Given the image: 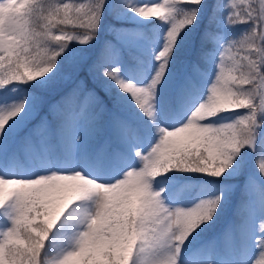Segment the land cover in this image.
I'll use <instances>...</instances> for the list:
<instances>
[{
    "label": "snow or ice",
    "instance_id": "snow-or-ice-1",
    "mask_svg": "<svg viewBox=\"0 0 264 264\" xmlns=\"http://www.w3.org/2000/svg\"><path fill=\"white\" fill-rule=\"evenodd\" d=\"M0 264H264V0H0Z\"/></svg>",
    "mask_w": 264,
    "mask_h": 264
},
{
    "label": "rangeland",
    "instance_id": "rangeland-1",
    "mask_svg": "<svg viewBox=\"0 0 264 264\" xmlns=\"http://www.w3.org/2000/svg\"><path fill=\"white\" fill-rule=\"evenodd\" d=\"M69 2H71V0H69ZM85 2H86V0H85Z\"/></svg>",
    "mask_w": 264,
    "mask_h": 264
}]
</instances>
